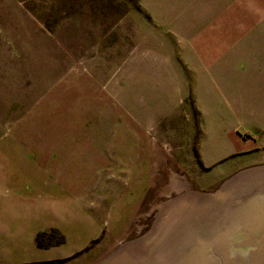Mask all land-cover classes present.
Wrapping results in <instances>:
<instances>
[{
    "label": "rangeland",
    "instance_id": "1",
    "mask_svg": "<svg viewBox=\"0 0 264 264\" xmlns=\"http://www.w3.org/2000/svg\"><path fill=\"white\" fill-rule=\"evenodd\" d=\"M183 8L0 0V196L27 197L45 228L70 211L93 264L149 232L182 194L173 176L211 193L264 166V128L230 96L235 76L245 89L244 1Z\"/></svg>",
    "mask_w": 264,
    "mask_h": 264
},
{
    "label": "water",
    "instance_id": "2",
    "mask_svg": "<svg viewBox=\"0 0 264 264\" xmlns=\"http://www.w3.org/2000/svg\"><path fill=\"white\" fill-rule=\"evenodd\" d=\"M99 264H264V166L164 202L147 234Z\"/></svg>",
    "mask_w": 264,
    "mask_h": 264
},
{
    "label": "crops",
    "instance_id": "3",
    "mask_svg": "<svg viewBox=\"0 0 264 264\" xmlns=\"http://www.w3.org/2000/svg\"><path fill=\"white\" fill-rule=\"evenodd\" d=\"M220 1L230 5L229 14L234 13L237 0ZM243 1L245 8L243 33L246 40L243 50L245 89L242 90L243 84L238 82L239 79L235 76L233 86L230 80V96H238L235 99L237 106L241 102V96H246L249 102L247 112L251 121L264 128V0H257V11L254 13L251 8L252 0ZM142 3L151 6L157 16H161L163 10L165 19L168 20L170 14L168 6L185 5L186 11L183 8V16L189 18L191 6L197 3V0H142ZM225 12L220 14L224 16ZM68 201L70 209L71 200ZM73 203L75 207V201ZM80 208L83 210L84 221L92 224L94 221L92 215L87 213L83 206ZM75 222V215L68 211L64 215V225H53L48 228L39 226L37 210L28 204L27 197L18 193L0 196V264H93L92 255L84 252L87 247L85 234L80 233L79 237H76L73 234L74 230L72 232L70 230V226ZM50 229L57 230L64 237V243L60 246L37 248L35 243L37 234ZM32 256L34 259H30Z\"/></svg>",
    "mask_w": 264,
    "mask_h": 264
},
{
    "label": "trees",
    "instance_id": "4",
    "mask_svg": "<svg viewBox=\"0 0 264 264\" xmlns=\"http://www.w3.org/2000/svg\"><path fill=\"white\" fill-rule=\"evenodd\" d=\"M58 237L55 243H51V240ZM35 243L37 248H49L53 246H60L64 243V237L55 229H50L45 232H40L37 234Z\"/></svg>",
    "mask_w": 264,
    "mask_h": 264
},
{
    "label": "bare ground",
    "instance_id": "5",
    "mask_svg": "<svg viewBox=\"0 0 264 264\" xmlns=\"http://www.w3.org/2000/svg\"><path fill=\"white\" fill-rule=\"evenodd\" d=\"M172 186L174 189H176V191L180 193L191 192L187 183L183 180L178 179L175 176L172 177Z\"/></svg>",
    "mask_w": 264,
    "mask_h": 264
}]
</instances>
